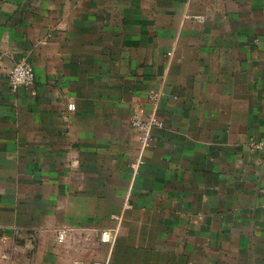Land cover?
Wrapping results in <instances>:
<instances>
[{"label":"crops","instance_id":"crops-1","mask_svg":"<svg viewBox=\"0 0 264 264\" xmlns=\"http://www.w3.org/2000/svg\"><path fill=\"white\" fill-rule=\"evenodd\" d=\"M259 140L264 0H0V264H264Z\"/></svg>","mask_w":264,"mask_h":264},{"label":"built area","instance_id":"built-area-1","mask_svg":"<svg viewBox=\"0 0 264 264\" xmlns=\"http://www.w3.org/2000/svg\"><path fill=\"white\" fill-rule=\"evenodd\" d=\"M186 17H188L186 15ZM195 19L202 22L204 16H195ZM168 62L172 58V51L167 53ZM35 75L33 67L25 59L15 63L8 70V82L13 90H17L20 87H31L34 84ZM163 96V86L151 93V110L147 113L136 112L131 118V125L136 130L139 140V148L137 155L129 162V166L133 174H137L139 168L143 164V154L153 140V132L155 129L163 127V121L158 116V106ZM68 110L75 109V105L70 102L67 105ZM252 148L260 150L264 148V140L252 142ZM132 205L129 202V194L126 196L122 212L119 215L113 216L117 221V227L114 229L103 230L99 234V238L102 242H109L114 244L117 238L118 226L122 219L123 212L130 209ZM54 240L58 244H65L68 241V230L65 227H59L54 230ZM94 264H106L95 262Z\"/></svg>","mask_w":264,"mask_h":264}]
</instances>
